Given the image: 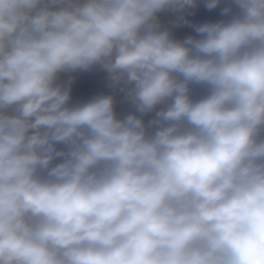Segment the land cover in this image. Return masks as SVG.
Instances as JSON below:
<instances>
[{"label": "clouds", "instance_id": "clouds-1", "mask_svg": "<svg viewBox=\"0 0 264 264\" xmlns=\"http://www.w3.org/2000/svg\"><path fill=\"white\" fill-rule=\"evenodd\" d=\"M0 264H264V0H0Z\"/></svg>", "mask_w": 264, "mask_h": 264}, {"label": "crops", "instance_id": "crops-1", "mask_svg": "<svg viewBox=\"0 0 264 264\" xmlns=\"http://www.w3.org/2000/svg\"><path fill=\"white\" fill-rule=\"evenodd\" d=\"M91 88H93V81L85 76L80 83V89L87 91Z\"/></svg>", "mask_w": 264, "mask_h": 264}]
</instances>
